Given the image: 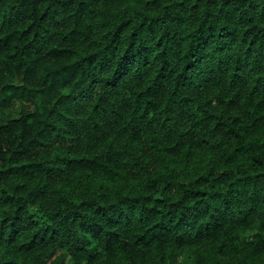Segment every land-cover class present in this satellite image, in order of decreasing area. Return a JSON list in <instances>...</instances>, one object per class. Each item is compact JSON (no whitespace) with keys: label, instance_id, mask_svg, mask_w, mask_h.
Masks as SVG:
<instances>
[{"label":"trees","instance_id":"obj_1","mask_svg":"<svg viewBox=\"0 0 264 264\" xmlns=\"http://www.w3.org/2000/svg\"><path fill=\"white\" fill-rule=\"evenodd\" d=\"M0 264H264V0H0Z\"/></svg>","mask_w":264,"mask_h":264},{"label":"rangeland","instance_id":"obj_2","mask_svg":"<svg viewBox=\"0 0 264 264\" xmlns=\"http://www.w3.org/2000/svg\"><path fill=\"white\" fill-rule=\"evenodd\" d=\"M20 107V104H19V102H16L13 106H11L10 108H9V110H8V112H9V114L10 115H17L18 114V112H19V108Z\"/></svg>","mask_w":264,"mask_h":264}]
</instances>
